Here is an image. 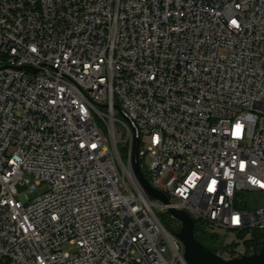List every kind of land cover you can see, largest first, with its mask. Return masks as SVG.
Returning a JSON list of instances; mask_svg holds the SVG:
<instances>
[{
  "label": "built area",
  "instance_id": "built-area-1",
  "mask_svg": "<svg viewBox=\"0 0 264 264\" xmlns=\"http://www.w3.org/2000/svg\"><path fill=\"white\" fill-rule=\"evenodd\" d=\"M263 43L264 0H0V264H188L170 208L264 235Z\"/></svg>",
  "mask_w": 264,
  "mask_h": 264
},
{
  "label": "water",
  "instance_id": "water-1",
  "mask_svg": "<svg viewBox=\"0 0 264 264\" xmlns=\"http://www.w3.org/2000/svg\"><path fill=\"white\" fill-rule=\"evenodd\" d=\"M139 148L140 137L138 133H136L132 154V164L136 176L151 197L157 198L165 204H169L168 197L152 187L144 175L140 166ZM169 213L182 224L180 230L175 234L184 244V257L188 264H264V246L255 254L225 259L196 238V223L189 213L176 208H170Z\"/></svg>",
  "mask_w": 264,
  "mask_h": 264
},
{
  "label": "rangeland",
  "instance_id": "rangeland-1",
  "mask_svg": "<svg viewBox=\"0 0 264 264\" xmlns=\"http://www.w3.org/2000/svg\"><path fill=\"white\" fill-rule=\"evenodd\" d=\"M262 47L264 49V43L262 44ZM119 118H123L121 114L118 115ZM116 128L119 129L117 131V136L119 140H122L125 137V132H122L121 129V125L120 123H117ZM151 145V138L148 135H144L143 137V145L142 147L144 148H148ZM119 150L120 153H122L124 155L125 152V146L124 144H120L119 145ZM49 189V186L47 185H43L40 187V190L42 192L47 191ZM154 200H158L157 198H153ZM165 214V213H162ZM169 224L172 226H177L176 222L169 217ZM217 233H219L220 235H223L225 240H219V241H214L212 240V247L216 249L217 254H219L220 256H223L224 258H229L230 254L229 251L232 248L230 245L227 246L226 244H232L234 241L237 243H240L236 249H243V248H249L246 245L247 240L251 239V235H249L248 237L244 238V239H238L237 235L232 232V231H222V230H215ZM221 246H223V248H221ZM62 250H65L67 252L70 253H75L76 251H78V246L76 244H72V243H65L62 247Z\"/></svg>",
  "mask_w": 264,
  "mask_h": 264
},
{
  "label": "trees",
  "instance_id": "trees-1",
  "mask_svg": "<svg viewBox=\"0 0 264 264\" xmlns=\"http://www.w3.org/2000/svg\"><path fill=\"white\" fill-rule=\"evenodd\" d=\"M122 157L124 158L125 157V154L123 155L121 153ZM169 217L170 214L169 213H165V214H161L160 215V219L161 221L164 223V225L168 226L169 227ZM181 228V227H180ZM180 230V229H179ZM195 235H196V238L198 240H200L205 246H207L209 249H211L212 251L216 252V249L212 247V240L214 241H221V237L217 234H214V233H210L205 226H203L202 223H200L198 220L196 221V225H195ZM238 239H244L246 238L247 236L244 234H239L238 236ZM264 238V235L263 234H260V233H253L252 236H251V239L250 240H247L245 241L246 242V245L247 247L251 246V245H255L257 247V250L260 251L263 246H264V242L262 244V241L261 239ZM240 243H237V242H233L230 246L232 247L231 248V251L232 253L235 252L237 246L239 245Z\"/></svg>",
  "mask_w": 264,
  "mask_h": 264
},
{
  "label": "snow or ice",
  "instance_id": "snow-or-ice-1",
  "mask_svg": "<svg viewBox=\"0 0 264 264\" xmlns=\"http://www.w3.org/2000/svg\"><path fill=\"white\" fill-rule=\"evenodd\" d=\"M233 23H235V21H233ZM237 222H238V218H237Z\"/></svg>",
  "mask_w": 264,
  "mask_h": 264
}]
</instances>
